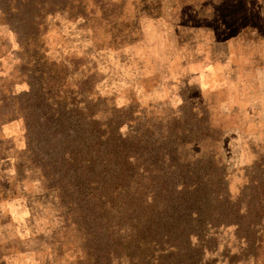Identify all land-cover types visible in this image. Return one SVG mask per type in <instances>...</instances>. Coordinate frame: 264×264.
<instances>
[{"label":"rangeland","instance_id":"obj_1","mask_svg":"<svg viewBox=\"0 0 264 264\" xmlns=\"http://www.w3.org/2000/svg\"><path fill=\"white\" fill-rule=\"evenodd\" d=\"M19 1L0 0V264H103L74 189L91 165L28 147L45 118L128 138L149 198L177 176L178 264H264V0ZM110 219L111 264L143 263Z\"/></svg>","mask_w":264,"mask_h":264},{"label":"trees","instance_id":"obj_2","mask_svg":"<svg viewBox=\"0 0 264 264\" xmlns=\"http://www.w3.org/2000/svg\"><path fill=\"white\" fill-rule=\"evenodd\" d=\"M68 2L20 0L18 10L23 17H31L37 8L41 10L40 14L45 15L47 12L65 11ZM26 126L28 147L35 150L38 165L59 157L74 165H91L82 169L84 182L74 189H78L79 204L87 215L88 228L94 233L91 239L96 243L101 263L111 264L114 230H123V221L113 223L111 215L126 216L129 224L124 235L135 249L143 250L144 264L180 262V247L183 243L190 246L191 237L180 227L178 201L174 198L177 176L166 174L162 182L150 185L156 191L150 193L149 198L142 181L133 182L130 165H127L130 162L128 138H116L113 131L107 130L109 135L104 139L106 132L100 131L98 122H88L87 119L54 121L45 118L33 127L26 121ZM32 138L34 144L36 142L33 147ZM200 253L203 254L202 247ZM204 259L202 255L199 261ZM130 261L133 262L131 264L136 263L134 257Z\"/></svg>","mask_w":264,"mask_h":264}]
</instances>
